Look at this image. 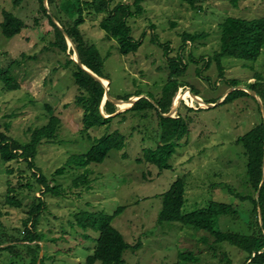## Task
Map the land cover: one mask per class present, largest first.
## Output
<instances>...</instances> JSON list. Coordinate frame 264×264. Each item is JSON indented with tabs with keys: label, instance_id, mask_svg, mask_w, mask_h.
Listing matches in <instances>:
<instances>
[{
	"label": "rangeland",
	"instance_id": "1",
	"mask_svg": "<svg viewBox=\"0 0 264 264\" xmlns=\"http://www.w3.org/2000/svg\"><path fill=\"white\" fill-rule=\"evenodd\" d=\"M16 1L0 0V25L4 11L27 25L13 38L5 37L0 27V72L12 61H20L11 71L19 89L9 91L0 81V126L22 145L31 141L36 129L47 126L52 116L60 119V126L51 140L44 139L39 146L34 170L24 162L8 164L0 158V264H31L37 244L41 250L36 249V255L43 259L39 264H87L96 248L101 224H87L81 229L77 219L86 214L113 217L112 226L131 245L124 253V264H254L249 253L239 247L217 243L216 236L177 222L161 223L159 215L164 194L182 180L183 214L205 209L210 203H222L233 207L236 214L218 218L215 230L240 236L257 231L261 216L257 219L251 214L253 205L247 200L252 193L246 173L248 161L237 140L264 117L256 101L249 97L209 109L204 103L222 102L231 90V81L246 87L254 84L259 74L264 85V51L255 63L223 58V72L213 60L221 45L219 25L228 17H263L264 0H240L236 7L231 0H208L201 12L181 0H146L144 14L130 20L132 37L141 46L127 56L120 53L117 41L100 29L103 16L85 13L81 29L104 59L103 76L110 82L111 97L118 100L132 96L125 106L115 104L110 123L89 131L83 124L84 110L77 105L80 91L73 78L74 65L68 64L76 58L73 45L67 40L66 54L54 46L53 28L39 11L37 0ZM134 1L115 0L111 8L118 3L133 5ZM48 9L57 17V11H50L49 5ZM62 17L68 20L65 13ZM184 34L207 37L184 43ZM174 60L181 71L173 78L179 89L168 114L179 98L178 108L170 118H181L186 130L175 141L177 145L173 144L175 150L167 167L160 169L146 161L144 155L157 149L161 140L163 113L156 105L163 98ZM181 92H185L182 100ZM139 94L158 109H124ZM190 94L199 95L202 106ZM105 105L102 103L101 112L107 117ZM114 132L126 137L123 150L111 151L102 164H91L86 169L67 165L71 157L87 154L95 139ZM61 168L66 171L58 175ZM86 170L90 173L88 183L76 186V180ZM33 173L44 176L51 182L50 187H59L61 193H43L45 188ZM9 188L15 190L13 195L21 208L7 204ZM40 200L44 207L36 218L35 231L42 242L29 244L22 239L25 223ZM10 245L12 252L3 251Z\"/></svg>",
	"mask_w": 264,
	"mask_h": 264
},
{
	"label": "trees",
	"instance_id": "2",
	"mask_svg": "<svg viewBox=\"0 0 264 264\" xmlns=\"http://www.w3.org/2000/svg\"><path fill=\"white\" fill-rule=\"evenodd\" d=\"M39 2V11L44 14L49 20V24L53 28L56 42L54 46L58 47L63 53H67V37L75 44L82 64L91 70L99 77L106 80L103 76L104 59L100 56L97 47L85 39L81 27L85 23V13L102 15L103 19L99 23V27L109 37L115 39L119 45L120 53L127 56L135 53L141 46V43L135 42L132 37V27L130 20L144 14L145 8L143 2L146 0H135L133 5L118 3L114 8H111L115 0H63L60 5H57V0H47L50 11L53 9L57 11V17L53 14L56 21L62 26L61 30L57 24L52 20L49 15V9L45 6V0H37ZM182 3L189 6L194 11H203V4L208 0H181ZM240 0H231L234 7L238 6ZM19 1H16V4ZM65 13L68 20L62 17ZM4 21L0 27L5 37L13 38L20 35L26 28L25 22L15 16L13 13L4 11ZM76 16V17H75ZM220 31V50L216 52L213 60L217 63L219 70L223 72L222 59L225 57L234 58L237 60H246L250 62H257L264 51V16L253 20H245L241 18L228 17L219 25ZM207 35L204 34H184L183 41L187 43L197 42ZM25 58L26 55L22 54ZM172 65V74L169 82L164 87L163 98L157 103L158 108L161 109L163 114H168L172 106V99L179 89L178 82L174 80V76L181 71L174 60ZM20 61L14 60L12 63L0 72V81L3 82L5 88L9 91L18 90L19 84L11 71L14 66H18ZM69 65H74L73 78L75 84L80 91L78 96L77 105L84 110L83 124L86 131L95 127H102L110 123L112 117L106 118L101 112V106L105 98V88L97 82L91 75L83 70L75 61L68 62ZM254 84L247 85L249 89L255 91L264 102V85L262 84L261 75ZM240 86L236 81H231V88ZM199 96L197 94H194ZM142 95H136L141 97ZM249 97L256 101L259 111L262 114L261 108L257 100L242 90H234L230 93L222 103L229 104L240 98ZM132 96L118 98L122 101L121 105L125 106ZM150 98V97H149ZM152 99V98H150ZM209 102L207 104H214ZM158 109L148 98H142L137 101L129 111H142L146 109ZM168 109V110H167ZM105 110L109 116L115 114L116 106L112 101H107ZM160 143L155 150H148L145 154V159L151 164L157 165L160 169L167 167L169 160L173 154L175 141H179L184 135L186 125L182 122L181 118H164L160 115ZM60 126V119L52 116L47 126L36 129L31 136V141L27 145H22L9 134L8 130L4 131L0 126V158L5 163L14 161H21L28 165L30 170L35 169V158L38 154V148L42 145L44 139L51 140ZM8 129V126L7 128ZM92 149L83 156H73L69 159L67 165L75 164L80 168H87L91 164H102L108 157L109 153L113 150H123L126 146V137L119 132L105 135L101 138L94 140ZM176 144V143H175ZM238 145H242L246 151L247 156V177L248 184L252 190L247 200L251 201L253 209L251 214L262 216L261 221L257 220V231L251 236H240L238 234L225 233L215 230L217 219L221 216H228L231 213L236 214V210L226 204L210 203L205 209H200L197 212L183 214L185 199V183L182 180L175 182L170 190L164 194L163 208L159 215V222H177L184 227L205 231L216 236V242H229L234 246L249 253V260L254 264H264V184L261 187L263 180V159H264V120L254 127L250 132L240 137L237 140ZM177 145V144H176ZM162 155L163 159H159ZM66 169L61 168L57 171L58 175H63ZM89 170L76 180V186L81 187L88 183ZM33 176L38 179V182L45 188L43 193L51 192L53 194H60L59 187H50V181L44 176ZM14 189L9 188L6 202L8 205L21 208L22 204L17 201ZM259 199H257V193ZM244 199V198H243ZM246 200V199H244ZM44 207L43 201L40 200L39 204L32 208L30 218L25 223V232L22 237L24 242L33 244L35 242H42L41 236L35 231L38 224L37 217ZM121 209V208H120ZM261 212V213H260ZM112 218L104 215L86 214L77 219V225L81 229H85L87 224L94 226L96 223L101 224L99 238L97 239L96 248L92 255L88 256L87 264H124V253L131 248V245L126 242L124 236L112 226ZM1 220V215H0ZM86 223V224H85ZM1 224V223H0ZM29 224L31 226L29 227ZM13 244V243H12ZM140 245V244H139ZM138 245V247H139ZM30 246V245H29ZM137 247V248H138ZM31 250V247H29ZM133 248H135L133 246ZM36 249L41 250L39 244L33 249L36 255ZM2 250V249H0ZM13 245L4 248L3 251L12 252ZM32 256L31 264H39L43 262L38 255ZM185 255V254H183ZM12 256V254H11Z\"/></svg>",
	"mask_w": 264,
	"mask_h": 264
},
{
	"label": "water",
	"instance_id": "3",
	"mask_svg": "<svg viewBox=\"0 0 264 264\" xmlns=\"http://www.w3.org/2000/svg\"><path fill=\"white\" fill-rule=\"evenodd\" d=\"M45 6L46 8L48 9V1L45 0ZM49 15L52 17V20L57 24V26L63 30V28L60 26V24L56 21V19L53 17V15L49 12ZM67 37V40L69 41L70 44L73 45L74 47V51H75V54H76V58L74 59L75 62L83 69L85 70L89 75H91L97 82L101 83L103 85V87L105 88V98L103 100V104H106L107 101H112L114 102L115 104L117 105H120L121 103H123L122 101L120 100H117V99H113L110 95V82L108 80H105L101 77H99L98 75H96L95 73H93L91 70H89L87 67H85L81 60H80V57H79V54H78V51H77V48L75 46V44L73 43V41L66 35ZM105 81L108 82V85H105ZM234 90H242V91H245L246 93H249L251 96L255 97L257 99V102L259 103L260 105V108H261V111H262V115L264 117V103H263V100L260 98V96L253 90L249 89L248 87H244V86H238V87H235V88H231V90L227 93V95L225 96V98L230 94L232 93ZM197 98V100L199 101H202L201 98H199L198 96H194ZM132 99V98H131ZM131 99L128 101L130 102ZM140 99H142V97H135L133 103H132V106L137 102L139 101ZM225 100V99H224ZM224 100L221 102H218V103H214V104H207V103H203L207 106L205 108L209 109V108H215L217 107L218 105L222 104L224 102ZM199 101V102H200ZM156 105V104H155ZM131 106V107H132ZM157 106V105H156ZM176 105H174L173 107V110L171 111V113L169 114H163V117L164 118H170L171 117V114L173 115V113L177 110L178 107H175ZM130 107V108H131ZM158 107V106H157ZM112 116H107L106 118H110ZM264 184V159H263V180H262V183H261V187L262 185ZM259 194L260 192L257 193V199H259ZM261 213V212H260ZM261 216V214H260ZM262 218V216H261Z\"/></svg>",
	"mask_w": 264,
	"mask_h": 264
},
{
	"label": "bare ground",
	"instance_id": "4",
	"mask_svg": "<svg viewBox=\"0 0 264 264\" xmlns=\"http://www.w3.org/2000/svg\"><path fill=\"white\" fill-rule=\"evenodd\" d=\"M106 83L105 84H107V81H105ZM185 93V92H184ZM183 92H181V94H180V99L182 100V97H183V94H184ZM190 98H192V99H194V100H196L197 98L196 97H194V96H192L191 94H190ZM200 101V100H199ZM178 103H179V98L177 99V102H176V106L175 107H178ZM200 104H201V106H202V101H200ZM132 105L130 104L129 106L127 105L124 109H128V108H130Z\"/></svg>",
	"mask_w": 264,
	"mask_h": 264
},
{
	"label": "crops",
	"instance_id": "5",
	"mask_svg": "<svg viewBox=\"0 0 264 264\" xmlns=\"http://www.w3.org/2000/svg\"><path fill=\"white\" fill-rule=\"evenodd\" d=\"M199 97V96H198ZM200 98V97H199ZM107 115V114H106Z\"/></svg>",
	"mask_w": 264,
	"mask_h": 264
}]
</instances>
